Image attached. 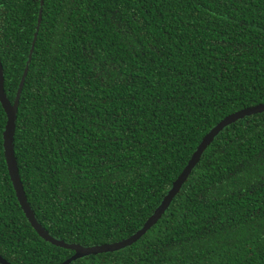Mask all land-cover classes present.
<instances>
[{
  "label": "trees",
  "instance_id": "obj_1",
  "mask_svg": "<svg viewBox=\"0 0 264 264\" xmlns=\"http://www.w3.org/2000/svg\"><path fill=\"white\" fill-rule=\"evenodd\" d=\"M15 151L38 220L92 246L140 230L204 137L264 103V0H0ZM0 100V254L60 264L18 199ZM1 264V263H0ZM72 264H264V112L226 127L136 243Z\"/></svg>",
  "mask_w": 264,
  "mask_h": 264
},
{
  "label": "water",
  "instance_id": "obj_2",
  "mask_svg": "<svg viewBox=\"0 0 264 264\" xmlns=\"http://www.w3.org/2000/svg\"><path fill=\"white\" fill-rule=\"evenodd\" d=\"M44 4V0H42V5ZM43 9L41 8L39 22L36 32V37L33 43V47L31 50L30 59L28 61L15 103L11 101L9 98L8 93L6 92L5 88V70L4 65L0 56V100L3 104V107L8 115V121L6 128L4 130V147H5V155L8 163V168L10 172V176L12 178L18 199L20 204L29 219L32 226L36 229V231L43 237L45 240L51 242L52 244L64 247L67 249H71L75 251V253L68 258L67 260L63 261L60 264H72L74 261L88 256L92 254H100L106 252H115L126 248L128 246L133 245L139 239H141L165 214L167 209L170 207L171 203L173 202L174 198L178 195L180 190L182 189L185 182L188 180L189 176L200 162L204 152L207 148L212 144L215 138L229 125L235 123L239 119H243L247 116L256 113L264 112V103L258 104L255 106L247 107L240 111H237L225 119H223L218 125H216L203 139L202 143L198 146V149L193 154L192 158L190 159L188 165L185 167L182 174L179 178L174 182L173 187L170 189L168 194L164 197L160 206L154 211L151 217L146 221L144 226L138 230L135 234L131 235L130 237L123 239L121 241H117L114 243H104L92 246H84L78 243H69L64 239L57 238L53 236L46 227L38 220L36 216V212L32 207V204L29 201L27 196L24 183L22 181L19 163L16 157L15 151V136L17 130V118H18V110L20 105V99L22 96V92L25 86V82L29 73L30 63L32 60V56L35 50V44L38 39V32L42 23L43 18ZM0 263L1 264H14L8 259H6L2 254H0Z\"/></svg>",
  "mask_w": 264,
  "mask_h": 264
}]
</instances>
